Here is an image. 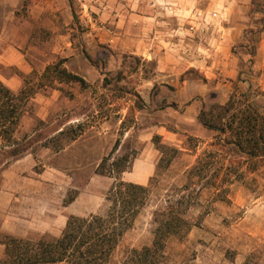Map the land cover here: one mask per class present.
Instances as JSON below:
<instances>
[{
  "label": "rangeland",
  "instance_id": "1",
  "mask_svg": "<svg viewBox=\"0 0 264 264\" xmlns=\"http://www.w3.org/2000/svg\"><path fill=\"white\" fill-rule=\"evenodd\" d=\"M257 18L255 15L251 19L243 33L244 48L237 45L235 50L240 60L238 81L211 93L202 107L222 104L236 92L243 100L246 95L264 108V25ZM78 29L83 35L90 30L87 25ZM43 36L39 32V37ZM85 48L95 64L93 67L82 58L86 69L91 68V79L85 87L76 83L51 85L43 80L44 86L37 88V76H31L30 86L36 93L27 104L28 112L20 118L15 137L34 133L37 139L51 138L61 129H65V135L60 141H50L51 148L36 147L32 154L11 162L2 172L0 240L4 235L33 240L58 237L69 216H104L108 209L105 196L113 179L94 173L100 160L118 140L113 158L127 156L125 166L129 171L120 179L129 182L131 163L143 148L144 138L155 148L156 127L163 125L179 133V142L168 145L161 137L159 142L176 152L157 151L155 170L143 185L149 187L147 204L107 264H124L131 250L151 245L154 210L185 184L195 201L185 218L196 226L183 236L167 240L160 264H264V160L252 161L249 171L242 175V169L234 166L236 173L229 179L223 172L215 180L207 176L189 183L187 171L198 156L209 150L214 133L195 138L190 135L194 129L187 133L184 127H175L167 104L179 97L173 89L161 88L168 80L155 72L153 62L126 56L113 61L108 48L97 58L91 47ZM113 62L119 68L115 69ZM57 88L62 92H53ZM74 132L78 134L76 139L67 142L66 136ZM57 144H64L58 152L53 149ZM213 182L224 189L196 192L201 185ZM69 193L75 199L65 206L63 201ZM2 252L0 244V256Z\"/></svg>",
  "mask_w": 264,
  "mask_h": 264
},
{
  "label": "crops",
  "instance_id": "2",
  "mask_svg": "<svg viewBox=\"0 0 264 264\" xmlns=\"http://www.w3.org/2000/svg\"><path fill=\"white\" fill-rule=\"evenodd\" d=\"M252 8L253 0H0V82L17 92L24 77L34 74L38 81L58 59L87 81L91 68L82 51L91 47L99 58L108 48L113 61L126 56L153 62L168 80L161 88L179 97L167 104L175 127L208 137L199 112L211 93L235 83L240 60L233 48L242 44ZM81 25L89 33L80 34ZM156 129L164 143L179 142L177 131ZM146 141L128 173L127 180L138 185L149 181L157 163V150Z\"/></svg>",
  "mask_w": 264,
  "mask_h": 264
},
{
  "label": "trees",
  "instance_id": "3",
  "mask_svg": "<svg viewBox=\"0 0 264 264\" xmlns=\"http://www.w3.org/2000/svg\"><path fill=\"white\" fill-rule=\"evenodd\" d=\"M255 15H258V21L264 25L263 0H253L250 19H254ZM250 32L254 33L252 30ZM239 47L244 48L243 45ZM236 48L235 46L233 51ZM82 55L95 67L86 52L82 51ZM63 63L64 60L59 59L47 65L38 80L37 88L44 86L43 80L51 85H87L82 77L63 67ZM31 76L24 77V86L17 92L9 90L0 82V182L2 172L11 162L32 154L36 147L51 148L50 141H60L65 135V129H61L51 138L37 139L34 138V133L21 139L15 137L20 118L28 112L27 104L36 93L30 86ZM238 79L237 75L236 81ZM57 89L62 92V88ZM243 97L244 100L242 96L232 92L224 103L204 105L200 110L199 123L214 135L209 143V150L198 156L187 171L186 179L189 183L195 178L200 181L207 176L215 180L223 172L225 178L229 179L236 173L234 166L242 169V175L249 171L252 161L264 160V108L249 100L246 95ZM123 123L121 122L122 126ZM77 136L76 132L66 136L67 142L74 141ZM153 144L159 152L163 149L176 152L160 143L159 136H153ZM118 145L119 141L116 140L110 153L100 160L94 171L96 175L113 179L105 196L108 202L106 214L69 216L58 237L41 236L33 240L4 235L0 240L3 246L0 264H107L110 261L121 238L132 228L149 198L148 186L120 179V175L129 171V168L125 166L127 156L113 158ZM63 147L64 144H57L53 149L58 152ZM202 189L220 192L224 186L216 182L205 183L196 192L199 193ZM187 190V184L176 188L154 210L151 245L131 250L124 264H160L167 240L183 236L191 226H196L185 218V214L195 203ZM74 199L75 195L69 193L63 204L66 206Z\"/></svg>",
  "mask_w": 264,
  "mask_h": 264
},
{
  "label": "built area",
  "instance_id": "4",
  "mask_svg": "<svg viewBox=\"0 0 264 264\" xmlns=\"http://www.w3.org/2000/svg\"><path fill=\"white\" fill-rule=\"evenodd\" d=\"M199 16V15H198Z\"/></svg>",
  "mask_w": 264,
  "mask_h": 264
}]
</instances>
